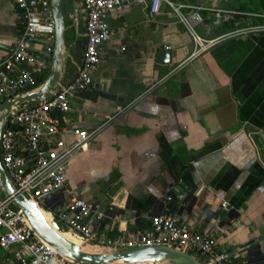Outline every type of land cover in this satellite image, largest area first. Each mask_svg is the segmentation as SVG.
Masks as SVG:
<instances>
[{
  "label": "crops",
  "instance_id": "1",
  "mask_svg": "<svg viewBox=\"0 0 264 264\" xmlns=\"http://www.w3.org/2000/svg\"><path fill=\"white\" fill-rule=\"evenodd\" d=\"M63 1L67 33L73 35L65 83L80 66L85 28L81 0H75L78 18L74 0ZM170 1L231 15L216 24L212 12L204 13L195 33L215 40L204 51L166 4L151 19L143 7L110 16L115 35L93 86L65 116L91 134L67 163V185L103 215L99 230L108 239H129L168 209L193 232L212 230L217 248L237 263L256 264L264 253V31L225 34L241 23L264 24V0ZM23 29L15 0H0V62ZM121 46L126 49L119 51ZM161 49L171 52L167 64L158 60ZM63 139L77 141L71 134ZM69 201L55 194L45 208L55 214ZM54 220L64 237L80 240ZM84 248L110 250L86 242ZM5 255L11 252L0 249V264Z\"/></svg>",
  "mask_w": 264,
  "mask_h": 264
},
{
  "label": "built area",
  "instance_id": "2",
  "mask_svg": "<svg viewBox=\"0 0 264 264\" xmlns=\"http://www.w3.org/2000/svg\"><path fill=\"white\" fill-rule=\"evenodd\" d=\"M15 2L21 12L24 29L8 56L0 62V104L36 89V77L42 76L47 65L52 63L55 26L50 0ZM81 3L85 45L77 72L53 97L24 104L18 113L8 118L1 132L0 162L16 192L33 202L44 219L46 216L50 220L57 218L86 243L109 249L168 246L202 255L205 258L203 264H246L237 263L233 254L219 250L212 230L193 232L168 209L154 214L149 227L136 231L129 239H108L99 230L103 215L85 200L76 198L66 180L68 161L89 141L91 134L69 125L65 116L71 112L72 101L93 86L94 73L115 35L109 25L110 16L133 7H143L146 17L151 19L159 13L160 6L166 4L177 15L178 22L193 34L198 51H204L215 41L204 40L195 33V28L205 21L204 13L212 12L215 23L221 24L231 12L204 5L175 4L170 0H81ZM253 29L264 31V26L237 29L225 36H240ZM125 49L121 46L119 51ZM70 134L77 137L75 143L64 141L63 136ZM55 194L70 201L64 210L54 214L45 209V202ZM0 249L11 252V255H5L4 264H82L60 254L38 237L21 210L3 197L0 198ZM118 264L170 263L140 261Z\"/></svg>",
  "mask_w": 264,
  "mask_h": 264
},
{
  "label": "water",
  "instance_id": "3",
  "mask_svg": "<svg viewBox=\"0 0 264 264\" xmlns=\"http://www.w3.org/2000/svg\"><path fill=\"white\" fill-rule=\"evenodd\" d=\"M74 13L78 18L76 2L73 1ZM54 21V44L52 67L43 83L36 89L19 95L15 99H7L0 104V136L12 114L18 113L24 104L42 102L53 97L64 84L65 73L71 55V47L67 45V23L62 0H50ZM78 19H76V28ZM171 52L161 49L158 52L160 63L170 62ZM0 189L3 198L8 199L13 207L21 210L33 232L60 254L82 264H118L140 261H163L170 264H203L193 255L168 246H140L110 250H88L84 248L82 239L75 240L64 237L58 223L44 219L36 205L22 193H17L0 162ZM256 264H264V253H259Z\"/></svg>",
  "mask_w": 264,
  "mask_h": 264
},
{
  "label": "rangeland",
  "instance_id": "4",
  "mask_svg": "<svg viewBox=\"0 0 264 264\" xmlns=\"http://www.w3.org/2000/svg\"><path fill=\"white\" fill-rule=\"evenodd\" d=\"M63 1V0H62ZM63 6H64V13L66 14V12H67V9H66V6H65V3H64V1H63ZM239 24V23H238ZM252 26H254V25H247V24H245V23H241L240 25H239V28L240 29H244V30H246V29H248V28H251ZM256 26H264V24H259V25H255L254 27H256ZM73 39V35H72V33H67V41L69 42V40H72ZM3 197V194H2V191H1V189H0V198H2ZM46 209V208H45ZM98 251V250H97ZM191 254H193V253H191ZM194 255V254H193Z\"/></svg>",
  "mask_w": 264,
  "mask_h": 264
},
{
  "label": "trees",
  "instance_id": "5",
  "mask_svg": "<svg viewBox=\"0 0 264 264\" xmlns=\"http://www.w3.org/2000/svg\"><path fill=\"white\" fill-rule=\"evenodd\" d=\"M44 79H45V77L42 80H40L34 87H38L40 84H42Z\"/></svg>",
  "mask_w": 264,
  "mask_h": 264
},
{
  "label": "bare ground",
  "instance_id": "6",
  "mask_svg": "<svg viewBox=\"0 0 264 264\" xmlns=\"http://www.w3.org/2000/svg\"><path fill=\"white\" fill-rule=\"evenodd\" d=\"M45 220L48 221V222L51 221L49 217H47ZM69 236H70V235H67V237H69ZM76 241H77V240H76Z\"/></svg>",
  "mask_w": 264,
  "mask_h": 264
}]
</instances>
